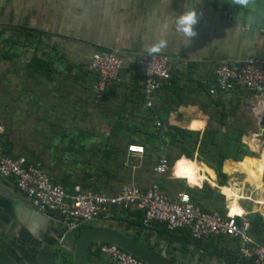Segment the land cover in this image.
<instances>
[{
    "label": "crops",
    "instance_id": "1",
    "mask_svg": "<svg viewBox=\"0 0 264 264\" xmlns=\"http://www.w3.org/2000/svg\"><path fill=\"white\" fill-rule=\"evenodd\" d=\"M185 2L186 0H0V58L6 66L0 67L3 75L0 92L5 94L12 89L14 92L25 93L30 88L32 97L22 100L27 108L28 102L31 106L44 107L42 116L45 125L67 123L70 92L86 93L95 104L91 92L95 75L89 70L93 53L100 49L118 50L125 57L121 79L107 93L104 104L96 105L102 107L107 103L114 108L120 106L123 111H120L119 119L124 123L137 125L142 118L152 116L144 106L139 86L142 74L137 66V57L142 52H148V46L159 35L162 26L173 14L183 10ZM196 11L199 19L194 26L196 36L191 43H182V38L168 24V43L159 52L170 57L171 79L156 92L153 106L157 110L154 115L160 118L166 131L168 126H177L203 134L210 119L205 111L217 107L211 103L218 101V98L209 95L208 90L214 84L215 68L220 62L234 63L247 56H256L264 61V21L252 23L234 12L232 7L217 5L213 0H197ZM23 66L29 68V75L36 78V82L29 88L21 83V79L18 80ZM8 76L17 79V83L8 85ZM86 83L88 88L85 89ZM35 93L38 95L33 96ZM252 94L246 91L230 93L224 98L237 99ZM1 103L2 125L5 122L10 127L24 122H17V118L23 119L22 115L14 114L8 118V105L5 101ZM261 103L264 100L258 101L254 107L259 108ZM194 122L199 125L193 126ZM166 131L160 132L158 137L167 143L164 135ZM153 133L155 134L154 130ZM132 137L134 140L129 144L137 143L138 136ZM12 151L13 155L25 156L15 146ZM160 154L145 151L141 156L126 151L122 159L113 158L109 162L113 169H120L122 172V169L128 167L130 156H150L155 159V165ZM242 160L225 158L222 170L228 178L236 172L230 173L226 168ZM201 163L210 167L217 177L214 166L205 161ZM49 169L53 172L52 166ZM138 169V166L128 169L130 176L128 174L127 177L132 181L129 183L145 189L151 181H142L137 174ZM112 181L114 183L106 188L112 192L125 184L120 178ZM221 186L224 185L216 184L212 187L215 190ZM164 192L175 195L179 191ZM225 197L228 201L226 195ZM246 200L256 204L249 195L239 201ZM203 203L208 205L206 199H203ZM239 205L243 208V218L253 213L241 205V202ZM230 206L227 207L228 211ZM29 207L28 200L17 189L14 180L0 176V248L17 264H41L37 262L39 250H53V244L66 229L61 218H51ZM134 214V211L129 215L112 211L109 216L100 217L72 233L77 240L91 227L113 228L133 236L175 264H233V255L237 259L239 244L236 240L218 237L206 242L199 240L197 244L196 240L190 238L189 232H168L159 222H152L138 232L137 227L127 226L128 220L136 218ZM102 243L104 242L93 243L88 264H117L100 250ZM68 264H73V256L69 257Z\"/></svg>",
    "mask_w": 264,
    "mask_h": 264
},
{
    "label": "rangeland",
    "instance_id": "2",
    "mask_svg": "<svg viewBox=\"0 0 264 264\" xmlns=\"http://www.w3.org/2000/svg\"><path fill=\"white\" fill-rule=\"evenodd\" d=\"M3 66L5 65L0 58V67ZM20 71L22 75L20 73L18 80L21 79L23 85L31 87L36 82V78L29 75V68L26 69L23 66ZM6 79L10 86L17 83V79L13 76H8ZM2 83L3 75L0 72V89H2ZM84 87L88 88L87 83ZM29 90L25 93L14 92L12 89L5 94L0 92V103L5 101L8 105V118L14 114L22 115L23 119L17 118V122L24 121L16 126L9 127L5 125V122L2 125V109L0 108V127L4 126V131H0V144L11 151L15 146L26 157L40 160L54 179L60 180L65 174L71 173L72 179H75L74 183H85L90 176L96 186L109 188L110 184L114 183L112 181L114 179L120 178L123 184L129 183L131 180L127 177L128 169L138 166L137 174L142 181L160 182L162 189L166 192L189 191L190 187L201 189L207 196L208 205L206 206L211 209L223 212L231 205L230 213L241 215L243 214V208L239 205L241 202V205L253 212V215L260 214L264 219V103H261L259 108L254 107L258 101L264 100V94H252L237 97V99L218 98V101H213L211 105H216V109L205 111L210 118L205 130L206 141L200 142L198 139L195 154L189 159L181 155L180 144H168L160 137H154L153 130L156 129L151 114L149 118H142L137 125L124 123L119 119L122 110L120 106L114 108L105 103L100 107L94 104L86 93L70 92L66 112L67 123L45 125L42 116L44 107L31 106L28 102L27 108L22 102L24 98L32 97ZM37 95L35 93L33 96ZM59 96H57L58 99ZM46 110L49 111V109ZM198 125L197 122L193 123V126ZM240 131L243 132L242 142L248 146L254 156H245L242 161L227 167L228 172L236 173L229 176L226 185L221 186L220 189L217 187L216 193L212 195L209 193V186L219 185L220 180L210 167L201 162L205 161L208 165L215 166L220 151L228 153L232 151L231 138L236 137ZM255 133L258 137L254 141L255 146L252 147L248 139ZM134 135L138 136L136 142L143 144L147 153H164L169 157L171 165L178 159L174 168L165 174L157 175L152 172L155 159L153 160L150 156L148 158L130 156L125 170L122 169L121 172L120 169V171L113 169L109 161L124 157L126 147L134 140L132 137ZM185 144L192 148L193 139ZM105 152H108L109 156ZM180 161H183V167L188 169V174L177 175V165ZM51 166L53 172L49 169ZM219 194H225L228 201L225 195L222 198ZM248 195L256 204L248 200L245 201L246 203L239 201ZM198 199L203 205V200Z\"/></svg>",
    "mask_w": 264,
    "mask_h": 264
},
{
    "label": "built area",
    "instance_id": "3",
    "mask_svg": "<svg viewBox=\"0 0 264 264\" xmlns=\"http://www.w3.org/2000/svg\"><path fill=\"white\" fill-rule=\"evenodd\" d=\"M124 65L125 57L118 50L100 49L93 53L89 70L95 75L91 86L95 104H104L107 93L120 81ZM137 66L142 74L140 88L144 106L150 108L155 103L156 92L171 79L170 57L142 52L137 57ZM245 91L264 94V61L247 56L234 63L220 62L215 68V80L208 90L209 95L224 98L227 94ZM154 118L155 129L166 131L159 117ZM0 131H4V126ZM127 151L142 156L146 150L143 144L131 143ZM170 169L168 156L160 154L153 172L162 175ZM0 176L13 179L31 207L51 218H61L68 231L109 216L114 209H139L144 212L145 226L159 222L169 231L187 230L193 240L203 242L224 236L239 244L233 264H264V241L251 234L250 223L242 214H231L230 210L225 214L206 211L192 201L187 191L168 195L154 181L145 189L135 183H126L111 193L75 185L74 191L70 192L47 173L40 161H30L23 155H7L1 145ZM238 218L243 221L239 222ZM99 248L117 264H147L116 244L102 243Z\"/></svg>",
    "mask_w": 264,
    "mask_h": 264
},
{
    "label": "water",
    "instance_id": "4",
    "mask_svg": "<svg viewBox=\"0 0 264 264\" xmlns=\"http://www.w3.org/2000/svg\"><path fill=\"white\" fill-rule=\"evenodd\" d=\"M213 1L220 6L224 4L232 7L234 12L243 15L246 19L248 18L252 23L264 21V0ZM29 208L35 210L33 207ZM95 242L116 244L147 264H175L133 236L108 227H91L77 240L74 238V233L66 228L61 237L53 244V250L47 248L39 250L37 262L41 264H68L69 257L73 256V264H88L90 249ZM0 264L17 263L0 248Z\"/></svg>",
    "mask_w": 264,
    "mask_h": 264
},
{
    "label": "trees",
    "instance_id": "5",
    "mask_svg": "<svg viewBox=\"0 0 264 264\" xmlns=\"http://www.w3.org/2000/svg\"><path fill=\"white\" fill-rule=\"evenodd\" d=\"M140 86V85H139ZM143 95V94H142ZM147 112L152 114V119L154 120V124H155V118H154V114L157 112L156 108L154 106L150 107V108H146ZM160 132L164 133L163 130H155V136L157 137L160 136ZM165 137L167 138V143H178L180 144V150H181V155L191 159L194 154H195V149L197 148V142L198 139H200V142L202 141H206L207 138V132L204 131L203 134H201L200 132H193V131H188L182 128H179L177 126H168L167 131L165 132ZM242 136H243V132L240 131L239 134H237L236 137H232L231 138V143H232V151L230 153L223 152L220 151L218 154V158H217V162L216 165L214 166V170L217 174V177L219 178V184L220 185H226V180L228 179V176L223 172L222 170V166H223V162L225 160V158H232L235 161H239L242 160L243 157L245 156H254V153L251 152L248 148V146L246 144H244L242 142ZM193 139V147L189 148L186 146L185 143H187L189 140ZM129 145V144H128ZM3 146V145H2ZM3 148V152L7 155H11L13 156V153L10 149H6L5 146L2 147ZM146 150V148H145ZM106 151V150H105ZM127 151V147L125 152ZM199 152V151H198ZM105 154L107 156H109L108 152H105ZM30 161H40V160H34V159H30L29 157H27ZM169 158V157H168ZM170 160V159H169ZM41 162V161H40ZM42 163V162H41ZM44 166V165H43ZM154 166V165H153ZM153 166H152V172H153ZM45 168V166H44ZM46 169V168H45ZM47 171V170H46ZM48 173V171H47ZM154 173V172H153ZM49 174V173H48ZM50 175V174H49ZM52 176V175H51ZM53 177V176H52ZM73 175L71 173H67L65 174L60 180L58 179H54L56 182H59L61 184H63L66 188H68V190L70 192L74 191V187L75 185H81L84 188H93L96 191H109L108 189L104 188V187H100V186H96L94 184L93 181H91L90 176L87 178L85 183H74V181H72ZM54 178V177H53ZM160 184V182H159ZM161 186V185H160ZM162 188V187H161ZM189 191L193 192L196 195L191 194L189 191V194L191 195L192 201L200 206L202 209L206 210V211H213L215 209H211L210 207L206 206V205H202L200 204V201L198 198L206 199V195L202 192L201 189H196V188H188ZM209 193L214 195L216 192L213 188H211V186H209ZM111 193H113L112 191H109ZM198 196V198H197ZM220 197H224L223 195L219 194ZM113 211H120V213H127L128 215L134 211L135 212V216L136 218L133 217L134 220H128V225L127 226H134L137 227L138 232L141 231L142 227L145 228L144 225V212L142 210L139 209H114ZM218 211V210H216ZM222 214H225L227 212V210L225 211H219ZM252 213L248 214L244 219L247 220L250 223V232L251 234L260 241H264V219L260 214H254L253 216ZM239 222H242L243 219L242 218H238ZM163 226L165 227V225L163 224ZM85 226H83L82 228H84ZM166 231L167 228L165 227ZM186 232L187 230H181ZM169 232V231H168ZM188 232V231H187ZM190 238L191 235L189 233ZM219 237H224V236H219ZM225 238V237H224ZM227 238V237H226ZM195 242H197V244H199V240H196ZM202 242V241H201ZM200 242V245H201ZM236 260V256L233 255V258H231V262Z\"/></svg>",
    "mask_w": 264,
    "mask_h": 264
},
{
    "label": "clouds",
    "instance_id": "6",
    "mask_svg": "<svg viewBox=\"0 0 264 264\" xmlns=\"http://www.w3.org/2000/svg\"><path fill=\"white\" fill-rule=\"evenodd\" d=\"M197 0H186L183 10L178 14H173L168 22H166L154 41L148 46L147 51L149 54L159 53L161 49L167 46V28L171 24L173 30L182 38V43L185 45L190 44L193 37L196 36L195 25L198 23V14L196 11ZM177 175L188 174V169L183 167V161L177 165Z\"/></svg>",
    "mask_w": 264,
    "mask_h": 264
},
{
    "label": "bare ground",
    "instance_id": "7",
    "mask_svg": "<svg viewBox=\"0 0 264 264\" xmlns=\"http://www.w3.org/2000/svg\"><path fill=\"white\" fill-rule=\"evenodd\" d=\"M256 137H258V135H256V133H255V135H251V137L248 139V142H249V144L252 146V147H254L255 145H254V139H256ZM256 144V143H255ZM264 160V159H263Z\"/></svg>",
    "mask_w": 264,
    "mask_h": 264
}]
</instances>
